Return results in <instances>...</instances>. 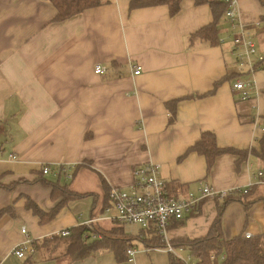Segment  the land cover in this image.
I'll list each match as a JSON object with an SVG mask.
<instances>
[{
	"label": "crops",
	"instance_id": "1",
	"mask_svg": "<svg viewBox=\"0 0 264 264\" xmlns=\"http://www.w3.org/2000/svg\"><path fill=\"white\" fill-rule=\"evenodd\" d=\"M263 2L239 0V18L264 56ZM57 16L48 0H0V184L9 188H0V212L6 211L0 264H172L175 256L148 244L147 230L129 237L125 226L104 219L105 189H128L135 169L147 164L160 166L176 197L198 195L204 184L247 188L264 171V64L251 99L242 101L224 15L217 19L218 44L188 45L216 20L212 7L196 0H182L176 16L166 5L132 11L130 0H109L63 22ZM98 65L109 73L96 75ZM204 133L243 157L224 153L209 169L193 150ZM44 182L78 197L64 202ZM227 200L207 199L193 215L171 222L169 238L184 249L182 257L196 263L182 243L205 238L222 207L225 240L264 235V188ZM34 206L46 217L59 209L44 219ZM97 218L104 232L124 228L136 251L132 259L106 250L75 261L64 256V246L50 255L43 245ZM24 226L39 245L29 260L12 255L26 241Z\"/></svg>",
	"mask_w": 264,
	"mask_h": 264
},
{
	"label": "built area",
	"instance_id": "2",
	"mask_svg": "<svg viewBox=\"0 0 264 264\" xmlns=\"http://www.w3.org/2000/svg\"><path fill=\"white\" fill-rule=\"evenodd\" d=\"M226 9L224 17L230 25L233 33L231 56L235 61V67L239 74L234 89L241 92L242 101L251 99L254 89V75L264 64V56L258 53L257 45L250 37L246 25L239 18V0H225ZM224 43L225 41H221ZM134 75L139 76L142 68H133ZM109 69L105 65H98L95 74L106 76ZM61 173L66 172L60 168ZM43 175L51 173L50 167H44ZM160 166L147 164L135 169L134 183L128 189L113 188L108 194L109 205L106 208L105 220L113 221L118 226H139L143 230H154L164 241L165 247L160 248L170 255L175 256L181 264H196L191 258L182 257L183 248L174 247L169 238V226L173 221H182L198 211L202 202L207 199L225 200L234 195H248L254 188H264V171H258L256 177L243 191H216L208 184H204L198 195L186 193L183 196H172L166 182L160 178ZM72 178L71 176H69ZM103 220L92 219L85 223L87 227ZM22 233L26 235V241L12 251V255L20 260L33 259L38 254L34 241L28 236L27 227H22ZM70 230L63 231L59 236L68 237ZM247 239L253 236L246 233ZM99 234H86L84 239H100ZM158 250V249H157ZM128 256L132 259L136 253L134 249L128 250ZM225 260L222 256L221 262ZM222 264V263H220Z\"/></svg>",
	"mask_w": 264,
	"mask_h": 264
},
{
	"label": "trees",
	"instance_id": "3",
	"mask_svg": "<svg viewBox=\"0 0 264 264\" xmlns=\"http://www.w3.org/2000/svg\"><path fill=\"white\" fill-rule=\"evenodd\" d=\"M57 10L58 16L56 22H63L73 18L87 10L94 9L107 3L109 0H48ZM197 4H209L216 15L214 24L199 31L198 33L191 35L188 39V45L194 46L196 43H207L209 45L218 44V23L217 19L224 15L226 9L225 0H196ZM182 0H130L131 10L150 8L156 6L166 5L170 7L171 16H176L181 9ZM264 4V2H263ZM200 155L207 159L208 167L211 169L216 157L224 153L238 154L243 157L244 153L235 151L232 149H219L216 144L215 135L213 133H204L200 142L193 148ZM47 186L53 189L54 196L57 194H64L65 201L78 197V195L70 192L58 184L44 182ZM104 185V181H103ZM0 188L9 189L3 187L0 184ZM261 188V187H260ZM109 194V190L105 189ZM247 196V195H243ZM230 198V197H229ZM228 199V198H227ZM225 199L226 201H229ZM63 205V203L61 204ZM31 207V205L29 206ZM36 214L44 219H51L55 216L59 208H56L49 216H43V213L34 206L32 207ZM223 208H220L218 217L214 221L209 234L199 240H187L182 243L194 258L196 264H264V235L252 237L247 239L244 236H239L232 240H225L222 235L221 216ZM6 211L0 212V217L4 215ZM149 234L147 239L148 244L154 245V248H164L165 243L160 236L154 230H147ZM99 233L102 236L101 240H94L90 242L84 239L85 234ZM144 234V235H145ZM143 235V236H144ZM36 247L39 250V245L36 243ZM43 245H49L48 251L50 255L56 253L59 247L64 246L63 252L65 257H69L71 260H81L94 252L98 251H112L116 254L118 260L124 259L127 255L129 260L128 250L132 248V240L129 239L124 232V228H114L110 232H104L97 228L95 225L91 227L81 226L78 229L70 230L68 237L54 236L50 239H46ZM222 256H225V260L221 262ZM172 264H181L176 258L173 259Z\"/></svg>",
	"mask_w": 264,
	"mask_h": 264
},
{
	"label": "rangeland",
	"instance_id": "4",
	"mask_svg": "<svg viewBox=\"0 0 264 264\" xmlns=\"http://www.w3.org/2000/svg\"><path fill=\"white\" fill-rule=\"evenodd\" d=\"M141 230L142 228L139 226H131V225L125 226V232L127 233L129 237L138 235Z\"/></svg>",
	"mask_w": 264,
	"mask_h": 264
}]
</instances>
